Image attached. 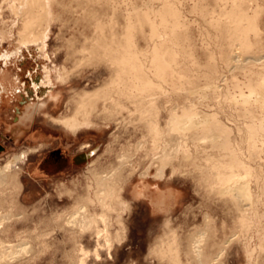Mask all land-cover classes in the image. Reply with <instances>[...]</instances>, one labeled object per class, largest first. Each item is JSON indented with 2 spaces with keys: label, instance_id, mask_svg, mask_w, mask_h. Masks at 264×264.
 I'll use <instances>...</instances> for the list:
<instances>
[{
  "label": "rangeland",
  "instance_id": "1",
  "mask_svg": "<svg viewBox=\"0 0 264 264\" xmlns=\"http://www.w3.org/2000/svg\"><path fill=\"white\" fill-rule=\"evenodd\" d=\"M20 1L0 0V55L21 50L6 68L0 62V70L5 68L10 74L9 84L15 83L13 88H6L9 84L0 81V169L15 156L26 153L9 172L5 186H0V212L11 214L9 220L0 224V242L23 244L25 250L21 255L0 260V264H78L80 247L88 251L84 264H173L155 252L169 244L177 247V264H196L190 247L192 237L199 234L203 236L201 251L208 264L220 251L216 264H264V127L255 135L256 158L244 146L248 126L257 127L259 123L264 126V114L254 97L249 98L248 104H242L243 97L247 94L249 97L245 76L237 75L234 80L240 84L228 86L225 93L217 96L202 89V79L194 84L183 80L185 86L180 88L176 77L169 76L167 83L161 82L163 95H156V104L165 109L161 108L156 119L162 149L156 153L152 151V132L138 122L136 112L119 109L116 113L104 106L100 98L90 102L94 103L93 111L83 107L86 100H92L91 95L106 87L111 72L105 62L92 60L88 53L98 33L97 25L110 24L121 38L129 21L137 22L134 13L144 11L146 2L156 11L165 1L185 24L179 31L183 46L178 48L177 65L182 56L191 57L198 66L188 61L186 68L201 78L207 51L216 50V35L208 22L215 19L223 5H215L213 0H46L48 3L41 0L51 18L22 34L19 30L22 22L17 23L20 13L15 11ZM246 1L250 7L262 9L255 19L259 48L254 51L264 54V0ZM203 9L205 16L200 11ZM176 15L168 17L171 24ZM139 27L137 45L146 48L151 42L143 40L142 35L148 37L149 29ZM45 30L47 37L43 39ZM34 34L39 37L38 44L25 50L22 44L31 41ZM253 37L251 33V41L255 40ZM161 38L153 41L158 43ZM187 70L183 68L185 77ZM44 76L53 83V96L38 106L36 95L30 93L32 80ZM1 85L5 87L3 91ZM120 101L131 108L125 99ZM28 106L32 108L30 115ZM174 107L177 116H181L182 107L191 111L193 127L169 129V114ZM86 111H90L88 117ZM213 117L227 129L230 142L243 148L241 157L253 174L247 186L253 203L249 200L245 206L248 218L244 227L237 222L239 211L209 182L211 165L220 153L212 147L210 130H205L209 137L202 140L201 131L195 126L206 124ZM66 119L79 122L86 119L89 124L72 131L60 122ZM139 142L143 145L140 150ZM164 149L173 158L163 166L155 158ZM81 154H86L87 161L76 163L74 158ZM121 155L130 156L127 166L121 169L123 203L113 200L114 211L108 214L110 236L119 230L121 238L113 239L107 247L103 238L97 239L91 230L82 233L70 230L64 225V218L81 204L92 214L103 211L87 197L94 199V176L116 167ZM233 234L238 236L226 242ZM96 248L98 256L94 254Z\"/></svg>",
  "mask_w": 264,
  "mask_h": 264
},
{
  "label": "bare ground",
  "instance_id": "2",
  "mask_svg": "<svg viewBox=\"0 0 264 264\" xmlns=\"http://www.w3.org/2000/svg\"><path fill=\"white\" fill-rule=\"evenodd\" d=\"M47 1L45 0L46 3H48L50 0L48 2ZM213 1L215 5L220 4V6H223L221 9H219L220 12L217 13V18L214 16L215 19L210 20V22H208L210 26L214 29V33L216 35V50L211 52L207 51V58L206 62L204 63L205 70L201 78L198 75L194 76V74H192L191 72L189 73V71L187 70L188 67L186 68L187 63L189 62H192V64L198 66V63L191 57L185 58L182 56V58H180L181 62L179 66L177 65L179 60L178 48L180 49L183 46L179 39V31H182L180 30V28H182V26H185V24L179 20V17L176 15L175 10L170 8L171 5H168L165 1L162 2V6L160 7V9L156 11H154V8L151 6L150 2H148V4L146 2L147 6L144 11H137L136 13H134L137 16V22L133 21V19L132 22L129 21L121 38H118L116 36L115 30H112V26L110 24L101 23L99 26L97 25L96 29L98 33L88 53L89 55L93 56L92 60H101L105 62L111 72L106 87L98 89L93 95H91L92 100H90L89 102L88 100H86L83 103V107H88L90 110L93 111L95 107L94 103L100 98L104 106L108 105L110 108L115 110L116 113L119 109H127V111L129 112H131V110L133 112H136L138 122L141 123L148 132H152L153 139H151L153 140V144H151L153 145L152 151L154 153H156L157 150H159L160 148V131L158 121H156V119L159 117L161 108L165 109V107L162 105L160 107L157 106L156 99L158 97L156 95H163V91L161 90V82L167 83L169 76L171 78L176 77V82L179 86L178 88L185 86L183 80L194 84L197 80L199 81V79H202V89L206 92H210L212 95L217 96L219 94L221 95L224 91H226V89H228V86H236L240 84L238 81H235L234 78L237 77V75L241 74L245 76L244 78H246V87L249 89V97H247L248 94L246 95V97H243L242 104H248L249 98L254 97L256 106L259 107V109L261 110L260 112L264 114V54H260V52L254 51V49L259 48L258 28L255 23V19L257 14L262 12V9L260 6H254V8H252L253 6L250 7V3H246V0ZM46 3H44V1L42 3L41 0L20 1L19 7L17 8L18 11L15 9L18 14L20 13V16L17 17L19 18V20L18 22L16 20V22L18 24L19 21L22 22V26L21 23L19 25L21 29L17 27L19 28L20 33L24 34L26 32H31L35 24L38 23L41 25L42 22L45 23L47 18H51V14L48 13V11L46 10L44 11V4ZM37 6L38 9H35L37 8ZM46 7L48 8V6ZM24 8L25 11H21L24 10ZM204 10L205 9H203V11L200 10L202 12V16H205ZM174 15L176 16L172 20L171 24L168 17H172ZM42 16L44 18L43 20H41ZM16 22H14V25L17 26L18 24H15ZM139 25L141 27L147 26L149 29L148 37L145 38L144 35H142L143 40H147L148 42L152 43H150L146 48H139V46L137 45V37L140 30ZM42 27L44 30V26ZM46 31L47 30H45V32L41 36L43 39L46 36ZM251 33L254 35V41H251L249 38ZM27 35L24 36L27 37ZM157 37H162V40L160 39L161 41L158 43L153 41V39ZM38 38V35L36 36V34H34L32 40L30 39L31 41L28 40L27 42L26 40L24 41V43L22 42V47L25 48V50H30L28 49V47L32 45L34 46V44L37 45V42H39L37 40ZM182 38L187 40V36H184ZM42 43L44 44L45 42ZM16 44L18 45V43ZM42 45L41 47H43ZM20 53L21 50H18L14 53H3L0 55V62L2 61V64L5 67L13 57ZM259 65H261V67ZM258 66L260 67L259 69ZM178 67H182V70H180ZM5 68L0 70V81L3 84H9L11 78L9 72H7L8 70H6ZM183 68L187 70L186 77L184 75L185 73L183 72ZM170 81L172 85L175 84L172 80ZM14 84L15 83L10 82L9 86H7L6 88H11ZM32 87L33 90L29 92L31 93V95H36L35 97H37V100L39 101L38 106L44 105L45 102H47L53 96L52 93L54 87L53 83L48 79V76L45 78L37 77L36 80H32ZM1 88L3 91L5 87L2 86ZM184 90L187 91L186 88ZM121 99H125V102H127L131 106V108L128 109L127 105H124L120 101ZM90 102H94L93 105ZM29 109L32 110L31 106H28V109H26L28 110V115L31 114ZM179 110L181 116H177L178 110H176L175 107L172 108V112L169 114L170 117L167 123L169 129H188L193 127L194 117L191 111L185 110L183 107ZM89 113L90 111H86L87 117ZM60 122L72 131H75L81 126H86L89 124L86 119H83L82 122H79L76 119H66ZM252 123L255 122H253L252 120ZM195 127V129L201 131V134L199 136L202 140H206L205 138L209 137L208 130H210L211 135L209 138H211L212 147L218 151L217 153H220L219 157L216 160L214 159L213 164L211 165V167L213 168V173L209 178L210 185L214 187L217 186V191H219L222 196L230 200L233 207L236 208L235 210L239 211V214L237 213V222L241 223V225L239 226H246L247 223L245 224V222L247 221L248 217L246 216V218L245 215L247 214L246 212L248 209L245 208V206L249 204L248 201L251 198V196L250 198L248 196L247 186L249 184L248 181L251 179L253 174L250 168L247 167L246 162L241 157L240 150H242L243 148L241 149L238 143L237 145H235V142V144L230 142L227 129H225V127L221 125V123L217 122L215 117L211 118L210 122H206V124H201L200 126ZM263 127L264 126L261 123H259L257 127L255 125L248 126V132L244 139V142L246 144L244 146L247 149V152H250L251 156L254 155L255 158L258 156V146L256 140L257 138L255 137V135L257 131H259ZM205 130H207L208 132ZM259 142L261 143V141ZM141 144L142 143L140 142L139 144H137L138 150L142 148L141 146L143 145ZM241 147H243V145ZM161 150L162 149L160 148V151ZM25 154V152H22L20 155L15 156L14 158H12V160L7 162L2 169H0V186H5V184L7 183V177L9 172H11V170L16 167V163L18 161L25 157ZM90 154H88V156ZM161 154L162 155L160 157L155 158V160H157L163 166L166 164H170L173 158L172 155L169 153L166 154L165 149L164 151H162ZM250 154H248V156ZM185 156L186 155L184 153V157ZM129 157L130 156L121 155L118 158V165H115L116 167L100 175L97 174L94 176V183L96 185L94 188V199L87 197V200L89 202L92 201L93 203L96 202L103 211H101V213L99 214H92L89 213L87 207H85L83 204L78 205L73 209L72 212H69L65 216L64 225L66 227H68L70 230L76 229L81 233L84 231L91 230L92 232H94L97 239H99L100 237L103 238V241L105 242V245L107 247H110L112 245L111 241H113V239L119 240L121 238V232L119 233V230L116 231L113 237L110 236V231L108 230L110 228L108 223V214H110L109 212L114 211L113 200L115 202H120L121 204L123 203L121 201L120 196V182L122 178L121 169L123 170V168L127 166L126 164L128 163L126 162H128L127 159ZM186 160H188V158ZM74 161L79 164L82 161H87L86 154L78 155L76 158H74ZM249 195H251L250 192ZM162 199L158 200L159 204L160 202H162ZM249 202L252 201L250 200ZM244 212L246 214H244ZM10 215L11 214L6 213L1 214L0 212L1 226L2 223H5L11 218ZM100 224L102 225V228L99 227ZM236 236L238 235L232 236L226 242L232 241V239ZM202 241L203 236L201 234L196 237H192V244L190 247V252L192 254L190 253V255L196 257V264H208L206 262L207 260L205 254L201 251V245H203ZM96 245L97 247L99 246L98 243ZM24 250L25 246L23 244L6 245L5 243L0 242V260H5L8 256L14 257V255L16 254L21 255ZM177 251V247L173 246V244H169L168 247L163 248H161L160 246L155 250L157 254H160L161 258H166L168 262H172L173 264L178 263ZM186 251L187 252L185 253L188 254V250ZM79 252V255L81 257L78 260V264H84L88 251L85 250L83 247H80ZM94 254L98 256L97 248L94 249ZM218 254L215 256L214 259L212 258L210 264L217 263L216 258L220 255Z\"/></svg>",
  "mask_w": 264,
  "mask_h": 264
},
{
  "label": "water",
  "instance_id": "3",
  "mask_svg": "<svg viewBox=\"0 0 264 264\" xmlns=\"http://www.w3.org/2000/svg\"><path fill=\"white\" fill-rule=\"evenodd\" d=\"M2 150V146L0 145V151Z\"/></svg>",
  "mask_w": 264,
  "mask_h": 264
}]
</instances>
